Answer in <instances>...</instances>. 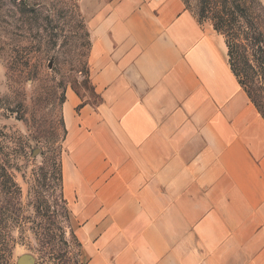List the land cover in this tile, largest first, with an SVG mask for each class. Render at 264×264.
<instances>
[{
  "label": "rangeland",
  "instance_id": "374dc122",
  "mask_svg": "<svg viewBox=\"0 0 264 264\" xmlns=\"http://www.w3.org/2000/svg\"><path fill=\"white\" fill-rule=\"evenodd\" d=\"M115 1L0 0V160L12 168L8 172L13 181L7 187L0 181V264H20L24 259L33 264H93L92 248L102 238L99 227L118 217L106 214L91 227L93 215L108 206L116 185V171L106 164L136 151L172 154L171 140L178 134L184 140L176 143L181 148L221 149L214 161L223 167L232 159L230 184L206 186L193 208L209 216L216 207L242 248L263 256L264 121L230 73L223 38L210 21L199 19L201 0L183 2L201 24L212 28L227 62V76L221 75L226 107L218 106L226 120L219 123L216 103L208 104L214 109L207 120L209 128L219 131L214 132L215 141L213 132L203 136L199 128L190 127L195 131L190 133L181 110L162 112L150 103L146 151L144 144L132 150L125 141L129 137L117 132L121 118L115 111L122 109L123 97L110 94L108 80L98 79V71L93 70V15ZM259 1L264 5V0ZM178 116L179 127L173 126ZM161 137L170 142H156ZM170 161L165 156L159 167ZM149 168L148 204L161 206L153 220L143 217L157 222L168 243L186 253L190 262L199 241L189 237L193 229L184 227L185 220L173 212L170 181L155 182L164 171H155L150 164ZM226 176L223 170L215 184L226 181ZM202 254L197 253L199 260ZM106 255V264H114L115 254L107 249Z\"/></svg>",
  "mask_w": 264,
  "mask_h": 264
},
{
  "label": "crops",
  "instance_id": "0c3cea01",
  "mask_svg": "<svg viewBox=\"0 0 264 264\" xmlns=\"http://www.w3.org/2000/svg\"><path fill=\"white\" fill-rule=\"evenodd\" d=\"M92 22L93 70L98 71V79L108 80L110 94L123 97L122 109L115 111L116 117L121 118L117 132L129 137L125 141L131 143L132 150L141 149L142 144L147 149V112L153 102L162 112L181 110L192 134L195 131L189 128L197 127L201 135L212 136L207 121L214 110L208 106L212 102L216 103L218 122L226 120V114L223 117L218 106L223 103L226 107L227 89L221 75L227 76V62L224 64L212 28L201 24L183 0H116L93 15ZM179 117L178 121L173 120V126L179 127ZM214 132L219 133L216 129ZM178 135L171 140L172 154L136 151L106 164L109 170L116 171L113 175L116 185L108 206L93 215L91 227L106 214L118 217L117 221H107L99 227L102 238L92 248L93 264L108 262L107 249L115 254L114 264H264V255H250L242 248L216 207L209 216L193 208L206 186L230 184L229 180L234 178L232 159L223 167L221 162L214 161L221 149L181 148L176 143L184 140ZM156 142L170 141L161 137ZM176 155L183 157L175 158ZM165 156H170L171 161L160 168ZM210 163L212 166L207 167ZM149 164L155 171H166L157 175L155 182L163 185L167 182L164 179L170 181L173 212L185 220L184 227L193 229L189 237L199 241V246L194 245L190 262L186 253L168 243L156 228L157 222H147L143 217L153 220L161 206L148 204ZM223 170L228 172L226 181L215 184ZM95 206L94 202L91 214ZM117 212L122 213L117 215ZM201 252L203 259L199 255V260L197 253Z\"/></svg>",
  "mask_w": 264,
  "mask_h": 264
},
{
  "label": "trees",
  "instance_id": "16d2710c",
  "mask_svg": "<svg viewBox=\"0 0 264 264\" xmlns=\"http://www.w3.org/2000/svg\"><path fill=\"white\" fill-rule=\"evenodd\" d=\"M198 16L200 20L210 21L215 32L223 38L229 69L264 121V5L259 0L250 3L201 0ZM8 165L0 160V181L4 187L13 183L8 172L12 168ZM58 180L61 183L60 169ZM45 237L47 235L43 234L42 238Z\"/></svg>",
  "mask_w": 264,
  "mask_h": 264
},
{
  "label": "water",
  "instance_id": "95a60500",
  "mask_svg": "<svg viewBox=\"0 0 264 264\" xmlns=\"http://www.w3.org/2000/svg\"><path fill=\"white\" fill-rule=\"evenodd\" d=\"M20 264H33V263L28 261V260H26V259H24V260L21 261Z\"/></svg>",
  "mask_w": 264,
  "mask_h": 264
}]
</instances>
